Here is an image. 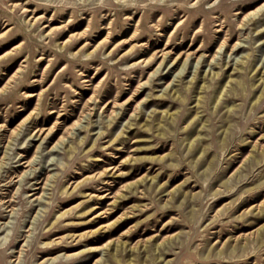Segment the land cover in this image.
<instances>
[{"label":"rangeland","instance_id":"374dc122","mask_svg":"<svg viewBox=\"0 0 264 264\" xmlns=\"http://www.w3.org/2000/svg\"><path fill=\"white\" fill-rule=\"evenodd\" d=\"M263 3L0 0V264H264Z\"/></svg>","mask_w":264,"mask_h":264},{"label":"bare ground","instance_id":"6f19581e","mask_svg":"<svg viewBox=\"0 0 264 264\" xmlns=\"http://www.w3.org/2000/svg\"><path fill=\"white\" fill-rule=\"evenodd\" d=\"M262 6H264V3L262 4V5H260V6H258V7H256L255 9H253L252 11H249V13L247 14V15H254V14H256V12L262 7ZM237 44L238 43H235L232 47H231V49L232 48H234V47H236L237 46ZM224 45V42H222L221 44H220V46L218 47V49L216 50V52L210 57V59H209V62H211V61H213L214 60V58L216 57V53H218L219 51H220V49L222 48V46ZM168 54V52L167 51H163V52H161V54L159 55L160 56V61H159V63H158V66L157 67H159L160 65H162L163 63H164V61H165V59H166V55ZM189 57H190V55L189 54H185V56H184V59H183V62H182V65L180 66V69L178 70V71H180V70H182L183 68H184V66H186V64H187V60L189 59ZM178 59V55H176L173 59H172V63H176V60ZM236 61L237 62H239V63H243L244 62V60L243 59H236ZM146 62V61H145ZM199 63V56L198 57H196V60H195V66L197 65ZM239 69H241V67L239 68ZM257 73L256 74H258L259 73V70H257L256 71ZM209 75H211V78L213 79L214 77H215V75H216V78L218 77V75H219V73H216V72H212L210 69L207 71V73H206V76L205 77H203L202 79H201V84H199V86H198V89H199V91L197 90L196 92H195V98H194V102H195V105L197 106L199 103H200V99H201V97H203L202 95H201V93L203 92V91H205V89L206 88H208L209 87V85L208 84H206V81H205V78H207ZM150 76V75H149ZM149 76L147 77V79L144 81V84H146V83H148V80H149ZM178 76V75H177ZM197 76H198V70H197V68L195 69V72L193 73V75H192V77H191V79H190V83H192V82H194L196 79H197ZM262 77V75H260L259 74V79ZM262 80H264L263 78H262ZM230 82H231V80L229 79V80H226L225 81V83H222V81H217L216 83H215V85H214V88H213V91H212V95H211V102H212V106L213 107H215V108H217V105H219V102H220V100H221V98L224 96V95H226V93H227V91H228V87L230 86ZM238 83H240L241 84V82H238ZM168 87V84L166 85V87H165V89ZM172 88V87H171ZM170 88V89H171ZM169 89V90H170ZM175 93H177V90H174V94ZM264 94V81H263V86H262V88L260 89V91H259V93L255 96V101L256 100H258L260 97H261V95H263ZM179 97V96H178ZM230 107H227V109H229ZM133 112H135V111H133ZM162 114L164 115V116H166L167 115V111L165 110V111H163L162 112ZM196 114H197V111L195 112V115L194 116H196ZM132 115V114H131ZM135 116V115H134ZM171 116H172V114H169V118H171ZM171 119H173V118H171ZM130 124H132V123H130ZM79 125V121H76V122H74L72 125H71V129H70V131L72 130V129H74L75 127H77ZM68 134H70V132L68 133ZM199 135H200V133H197V137L194 139V138H191V139H189L188 137H186L187 138V146H188V150H190V151H192V150H194L193 149V141L194 140H197L198 139V137H199ZM64 140V137L63 136H61L58 140H57V142L53 145V147H57V145L59 144V143H62V141ZM110 169V168H109ZM111 169H112V167H111ZM145 177V176H144ZM144 179V178H143ZM151 179H154V176L153 177H151L150 178V180ZM141 181H142V179H141ZM135 183V182H134ZM131 185V184H130ZM126 187H128V185H125V188ZM127 189V188H126ZM107 194V193H106ZM121 193H119L118 195H116L115 197H113V199H112V203H113V201H115V199L120 195ZM123 194V193H122ZM103 196L104 195H102L101 196V198H103ZM92 208H96V207H92ZM99 214V213H98ZM110 243L111 244H113L112 242H108V243H106L105 244V246H110ZM112 248V251H114V252H117L118 250H120V249H123V247H124V242H117L116 244H113L112 246H111ZM155 249H158V246H155ZM130 250H131V248H130Z\"/></svg>","mask_w":264,"mask_h":264}]
</instances>
